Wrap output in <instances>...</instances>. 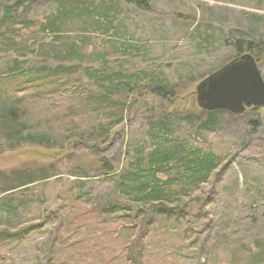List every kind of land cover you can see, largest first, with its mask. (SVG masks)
<instances>
[{
  "label": "rangeland",
  "instance_id": "rangeland-1",
  "mask_svg": "<svg viewBox=\"0 0 264 264\" xmlns=\"http://www.w3.org/2000/svg\"><path fill=\"white\" fill-rule=\"evenodd\" d=\"M239 40L264 0H0V264H264V106L197 103Z\"/></svg>",
  "mask_w": 264,
  "mask_h": 264
},
{
  "label": "water",
  "instance_id": "water-1",
  "mask_svg": "<svg viewBox=\"0 0 264 264\" xmlns=\"http://www.w3.org/2000/svg\"><path fill=\"white\" fill-rule=\"evenodd\" d=\"M201 109L242 114L248 106H264V77L252 53L232 58L197 86Z\"/></svg>",
  "mask_w": 264,
  "mask_h": 264
},
{
  "label": "trees",
  "instance_id": "trees-1",
  "mask_svg": "<svg viewBox=\"0 0 264 264\" xmlns=\"http://www.w3.org/2000/svg\"><path fill=\"white\" fill-rule=\"evenodd\" d=\"M235 47L237 50V54L236 56H239L243 53H247L250 52L252 53V55H254L255 59L257 60V62L260 61V56H259V50L256 51V47L255 44L250 42V41H237L235 43ZM234 56V57H236ZM233 57V58H234ZM231 60V59H230ZM229 60V61H230ZM8 111L7 108L4 110V116L5 114L7 115ZM213 112H211L208 116L207 119H205L204 124L205 126L208 124V121L210 118H212ZM161 128H163L161 125H159ZM154 153H152L151 156V160H150V166L149 168L153 171H162L163 169H161V165L165 163V161H163L161 164H159L158 160L159 158L155 157V156H159L160 154L163 153H159L158 155H153ZM168 158V155H164V160ZM160 160V159H159ZM217 163L215 162V159H213L212 157L208 156H200V157H193V159H191L189 161V163H186V170L190 171L191 174H185L189 180V182L191 183H196L198 181H206L207 179H209V175L211 174L212 170L214 168H216ZM161 169V170H160ZM143 183V182H141ZM149 182L146 181V189L149 190L148 194L150 197H152L155 200H159V201H164L165 199H169L172 196V191L169 189V184H160L156 187V185H154V187H150L149 188ZM138 184L140 183H135L134 185L136 187H138ZM162 186H166L167 188H162ZM162 204V203H161Z\"/></svg>",
  "mask_w": 264,
  "mask_h": 264
}]
</instances>
